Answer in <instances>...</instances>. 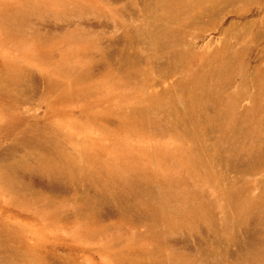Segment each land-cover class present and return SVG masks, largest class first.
<instances>
[{"label": "rangeland", "instance_id": "1", "mask_svg": "<svg viewBox=\"0 0 264 264\" xmlns=\"http://www.w3.org/2000/svg\"><path fill=\"white\" fill-rule=\"evenodd\" d=\"M0 264H264V0H0Z\"/></svg>", "mask_w": 264, "mask_h": 264}, {"label": "bare ground", "instance_id": "2", "mask_svg": "<svg viewBox=\"0 0 264 264\" xmlns=\"http://www.w3.org/2000/svg\"><path fill=\"white\" fill-rule=\"evenodd\" d=\"M41 167L46 170H52V169H62L64 165L63 164L60 165L55 162H48V163L42 164Z\"/></svg>", "mask_w": 264, "mask_h": 264}]
</instances>
